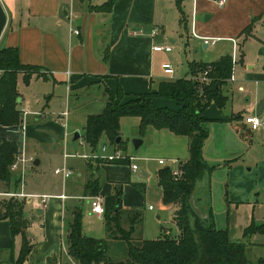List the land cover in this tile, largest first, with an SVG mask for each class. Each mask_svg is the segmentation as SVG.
<instances>
[{
    "label": "crops",
    "instance_id": "obj_1",
    "mask_svg": "<svg viewBox=\"0 0 264 264\" xmlns=\"http://www.w3.org/2000/svg\"><path fill=\"white\" fill-rule=\"evenodd\" d=\"M107 1L0 0L7 17L0 36V47H16L21 64L39 68L37 73L30 75L27 83L22 73L17 76V108L23 126L0 125V142L2 139L14 141L18 156L32 159L22 192L49 197L45 206L39 203L40 199H17L24 202L23 213L29 222L25 233L31 251L24 264H68L65 239L77 213L81 215L84 237L105 239L107 244L108 239H119L111 238L106 233L104 221L102 225L96 222L103 219H97L90 213L89 198L93 196L86 188L89 181L98 182L100 188L97 195L104 198L112 195L114 187L121 186L120 227L123 230L128 229L129 217L134 213H140L142 221L137 196L143 199L145 184L130 183V173H136L130 170L131 163H106L93 158L99 153V144L108 140L102 136L96 150H92L84 139L86 119L88 115L102 111L107 98L106 89L116 91L120 87L125 94L124 99H128L132 94L155 91L164 80L192 77L191 64L209 63L224 55L231 56L233 80L229 78L222 85L227 101L221 109L210 104L204 111L205 123L210 124H204L208 138L204 142L203 157L210 164L228 169L244 152L257 147L263 167L260 169L259 192L254 196L264 194V133L250 131L242 121L244 115L255 113L257 106L264 114V0H226L223 7L216 4L218 0H181V11L176 0H115L109 10H104L102 7ZM171 20L174 23L172 27L169 25ZM252 20L255 21L252 23ZM250 24L251 29L246 32ZM71 28L78 30V34L71 33ZM174 34L178 38L183 36L197 40L206 50L212 48L213 59L202 61L193 54L188 60L190 74L175 76L176 68L172 63L174 74L171 77L164 74L161 64L169 61L168 56H164L166 61H160L163 55L159 54L164 51H153L152 46L170 42L173 49L172 44L177 41L171 37ZM204 39L208 42L205 43ZM66 71H69L68 77ZM60 87H64L65 106L57 110L53 102ZM72 95L76 107L83 104L79 100L81 96L88 101L96 98L98 103L85 113L84 124L81 125L83 134L78 133L76 138L75 133L73 135L74 140L83 139L85 144L77 148L71 143L72 154L69 155L63 148L68 150L70 127L74 124L68 120ZM152 101L156 107L178 108L171 99L153 97ZM22 109L27 112H22ZM65 110L68 112L66 127L59 116ZM139 123L138 116L120 118L122 144L119 148H127V140L123 141V129L131 128V135L141 140L137 148L133 145L135 152L148 142V137H153L156 146H161L160 151L155 148L151 151L158 152H154L156 160L168 159L176 169L179 162L188 159L187 136L151 126L140 135L137 131ZM242 127L247 129V134L242 133ZM77 129L79 127H74V130ZM108 144L112 150L113 145ZM158 166L157 172L165 165ZM62 167L69 169L72 175L64 179L54 174L55 169ZM17 172H11L8 184L0 183V200L8 199L3 194L21 191ZM157 172L156 185L161 193ZM142 176H147V172L143 171ZM216 183L206 175L198 183L201 190H197L195 195L196 199L199 198V206L206 207L213 223L214 209L218 207L219 212H224L231 203L228 201L226 182ZM208 192L210 200L205 197ZM217 194L221 198H215ZM149 207L148 210L152 211L153 207ZM161 208L171 211L170 221L174 224L175 207L164 206L162 194ZM141 221L135 224L131 235L135 242L142 241L134 236ZM263 221L264 217L253 223L258 226ZM165 235L170 234L165 232ZM259 238L260 235H252L253 243L250 244L264 247ZM20 245V236L12 238L8 222L0 220V261L6 259L11 250L16 257ZM106 247L109 252L108 245ZM246 255L250 261L255 260L247 249ZM261 255L255 261L264 258Z\"/></svg>",
    "mask_w": 264,
    "mask_h": 264
},
{
    "label": "trees",
    "instance_id": "obj_2",
    "mask_svg": "<svg viewBox=\"0 0 264 264\" xmlns=\"http://www.w3.org/2000/svg\"><path fill=\"white\" fill-rule=\"evenodd\" d=\"M115 0H108L102 8L109 10ZM181 0L176 5L181 11ZM255 20H252V23ZM251 24L245 29L249 32ZM208 80L199 82L192 79L205 68ZM233 61L231 56L224 55L209 63L191 64L193 76L177 78L160 82L155 91L143 94L129 95L124 99L120 87L116 91L106 89V102L100 113L87 116L84 126L86 143L96 150L102 136L110 144L119 148L120 136L119 120L123 116H138L140 123L138 133L144 134L148 126L156 129L167 128L176 135L188 137V159L179 162L177 175L169 167H163L157 172V183L161 189L162 204L174 206V224L178 230L175 237L163 235L154 241L142 240L139 245L132 244L131 235L134 226L141 221L140 213L129 217V227L123 230L120 227V212L122 207L121 186L114 187L113 193L105 198L104 224L106 233L111 238L125 241L126 259L124 261H110L107 255L105 240L84 237L81 232V215H74L65 239L67 256L77 264H264V258L255 262L246 255L245 244L233 242L229 238L227 228H216L208 213L205 222L195 212L190 204V198L196 195L198 183L204 175L210 177L214 170L203 157V146L208 138V130L204 126L207 120L204 117L205 109L214 104L221 109L227 97L222 92V85L232 75ZM0 125L21 124V113L17 108L18 91L17 76L23 74L24 82H28L32 73L39 68L21 64L16 47H0ZM153 97H162L174 100L178 108L156 107ZM22 125V124H21ZM18 155L14 141L2 139L0 142V183L8 184L11 179L10 166ZM101 162H104L101 160ZM120 162H128L122 160ZM91 196H96L99 184L96 180L87 184ZM199 199V198H198ZM195 197V202L197 200ZM24 202L14 198L0 200V220L9 224L12 238L20 236L21 245L17 256L12 250L0 264H24L31 251L30 242L26 236L29 222L24 217ZM264 233V224L255 225L253 221L244 230L243 237L256 233ZM116 240V239H115Z\"/></svg>",
    "mask_w": 264,
    "mask_h": 264
},
{
    "label": "rangeland",
    "instance_id": "obj_3",
    "mask_svg": "<svg viewBox=\"0 0 264 264\" xmlns=\"http://www.w3.org/2000/svg\"><path fill=\"white\" fill-rule=\"evenodd\" d=\"M173 24L174 23L171 20L169 22V25H171L172 27ZM171 37H174L177 40L175 44H172L173 49L172 46L170 45V42L168 41L169 44H166L165 46L169 47V49L165 50L164 52H160L159 56L163 55V58L160 60L162 62L166 61V59H164V56H168L167 57L168 60L176 68L175 76L182 77L190 74L188 68V60L189 57L192 56L193 54L202 61H210L213 59L211 58L213 57L212 48L206 50L203 44H200V42H198L197 40L191 39L189 37L187 39L186 37L183 36L182 38H178V36L175 34L172 35ZM185 43H187V45H185ZM194 77L195 76H193V78ZM56 91L58 96L57 99H55L53 102V107H55L58 110L64 108L65 106L64 87H60ZM79 100L81 101L80 103L83 104L76 107V104H74L76 102L75 98L73 97V95L70 97V106H69L70 112H69L68 120L72 121L71 124L72 123L74 124H72V126L70 127V134L68 138L70 144L68 150L66 147L63 148V150H66L65 152L69 153V155L72 154L70 150L71 143H74L73 145H75L76 147L77 146L81 147L80 144H85L83 139L79 141L74 140L73 135L75 132H78L79 134H83V129L81 125L84 124L85 113L86 111H91L92 109H94L98 103V100L96 98L95 99L91 98L90 101L85 100V96H81ZM231 119L234 118L231 117ZM207 123L204 124L207 125ZM209 124L210 123H208V125ZM74 127H79V129L74 130ZM241 130L242 133L247 134L246 133L247 129H245V127H242ZM123 131H125V134H123V141L127 140L126 142L128 146L127 148H120V150L123 153V155L135 157L131 161V164H129V166L135 165L137 167L136 173H130V183L132 184L143 183L145 184V188H146L142 200L140 199V197L137 196L140 202V206L138 207V210L142 214V221L137 225L134 236H136V238L140 237L141 240L154 241L157 240L158 238H161L165 234V232H167L170 234L168 236L175 237L177 235L178 230L175 224H173L170 221L171 211L161 208V193L160 190L157 188L156 179H155V173L159 169V166L157 164L158 160L155 159L157 157L155 153L158 154V152L154 151L155 152L154 153L151 151H153L154 148L155 150L160 151L161 146H156V142L152 141L153 137L151 138L148 137V142H146L145 145L141 146L140 150L135 152L133 150V139L137 137L131 135L133 131L131 130V128H129L128 130L127 128H124ZM216 134L219 135L218 132H216ZM103 143L107 144L110 151V146L106 140L102 141L98 147L100 148ZM61 151H62V147H61ZM144 151H146L147 153ZM98 160L100 159L98 158ZM159 160H163L165 165L164 167H169L171 170L173 168L175 169L173 162L168 161V159H165L168 162H166L164 159H159ZM261 162H262L261 153L257 147H254L253 150L244 152L242 157L237 162H235L231 166V168L228 169L223 168L222 166L220 168L217 166V164L214 163L213 166V164L207 162L210 166L214 167L213 173H211L212 176H210L211 182L217 184L216 182L221 181L222 183L225 181L227 184L226 188L228 190V201L231 202L229 203V206L226 208L224 212H219L218 207L217 209H214V225L216 228L219 229L228 227L227 230L229 232V238L234 242L244 243L245 248L248 250V253L250 254L251 257H254L255 260L258 257L262 256L261 254L264 255V247H256L251 245L253 243L252 236L243 237V232L250 225L252 221L256 222L264 217V205H261L262 203H264V194L261 197L254 196V194L259 192V188H260L259 186L261 184L260 169L263 167ZM247 168H251V171H247ZM143 171L147 172V176H142ZM205 176L206 175L202 177V180L204 179ZM200 188L201 186L197 189L198 192H200L201 190ZM209 192L208 195L206 193L205 196L207 197L208 200H210ZM141 194L142 193H140V195ZM220 196L221 195L217 194L215 198H221ZM198 202L199 201H197L196 204L197 206L199 205ZM149 206L153 207L152 211L148 210ZM96 222L102 225L103 220L102 221L96 220ZM256 234L260 235L261 237L259 238L258 241L264 242L263 239L264 233L258 232ZM108 240L109 241L108 244L106 243V246L108 245V250H110L109 252H107L109 260L113 262L124 261L126 259L125 241L121 239H116V240L108 239ZM116 241H118L119 243H116ZM131 242L132 244L139 245V241L135 242L134 239H131ZM255 260L253 262H255ZM68 264H77V263L69 258Z\"/></svg>",
    "mask_w": 264,
    "mask_h": 264
},
{
    "label": "built area",
    "instance_id": "obj_4",
    "mask_svg": "<svg viewBox=\"0 0 264 264\" xmlns=\"http://www.w3.org/2000/svg\"><path fill=\"white\" fill-rule=\"evenodd\" d=\"M226 3V0H218L216 4L219 7H223ZM70 32L73 34H78V30L71 28ZM204 42H208L207 39H204ZM169 47L165 45H160V44H154L152 46L153 51H165L168 50ZM161 69L164 72V74L168 76H172L174 74V68L172 67L171 63L169 62H163L161 64ZM209 70V67L205 68L203 71H201L197 76L192 79L199 81V82H205L208 80L207 78V72ZM1 70H0V75H1ZM67 77L69 76V71H66ZM231 80H233V76L231 75L230 77ZM22 112L26 113L27 111L22 109ZM67 110L63 111L60 113V119L62 122V125L66 127L67 122H66V117H67ZM243 123L247 128L252 131V132H259V133H264V114H255V113H249L243 116L242 119ZM23 126V125H22ZM85 157V156H84ZM93 158H99L100 161H104L106 163H115L118 161L122 160H127L128 162L131 163V161L135 158L133 156H126L123 155L121 152L120 148H115L114 146L112 147V150L109 151V148L107 144H102L100 147V151L98 154L93 156ZM159 165H163L164 162L163 160H158ZM32 166V159L26 158L24 156H16L14 162L10 166V171L15 172L18 171V180L20 183V192H15V193H9V194H3V196H6L7 198H14V199H30V198H36L40 199L39 203L45 206L46 199L49 197L47 196H34V195H26L22 192L24 183H25V174L27 170ZM130 170L132 172L137 171V167L135 165L130 166ZM54 174L62 176L64 179L70 177L72 175V172L67 169L66 167H62L60 169H55ZM174 175H177V168L173 171ZM2 195V194H0ZM63 198V196H61ZM89 207H90V213L94 215L97 219L102 220L104 218V213H105V198L101 195H96L93 196L92 198H89ZM151 209V207H149ZM67 255V253H66Z\"/></svg>",
    "mask_w": 264,
    "mask_h": 264
},
{
    "label": "water",
    "instance_id": "obj_5",
    "mask_svg": "<svg viewBox=\"0 0 264 264\" xmlns=\"http://www.w3.org/2000/svg\"><path fill=\"white\" fill-rule=\"evenodd\" d=\"M6 13L0 3V36L3 32V29L5 27L6 24ZM206 43V42H205ZM262 112V108L260 106H257L256 108V114H261ZM78 136V132H75V138ZM120 136L116 138V143H118L120 141ZM141 144V140L138 138L133 139V145L134 148H137L139 145ZM190 204L192 205L193 209L195 210V212L199 215V217H201V219H203L205 222L208 221V213L206 211V207L205 206H197L196 202H195V195L193 194L190 198Z\"/></svg>",
    "mask_w": 264,
    "mask_h": 264
}]
</instances>
